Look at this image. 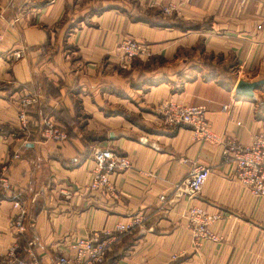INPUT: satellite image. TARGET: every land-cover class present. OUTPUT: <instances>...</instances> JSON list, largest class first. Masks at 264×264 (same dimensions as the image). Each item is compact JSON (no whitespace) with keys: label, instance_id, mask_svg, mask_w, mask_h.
I'll list each match as a JSON object with an SVG mask.
<instances>
[{"label":"crops","instance_id":"0c3cea01","mask_svg":"<svg viewBox=\"0 0 264 264\" xmlns=\"http://www.w3.org/2000/svg\"><path fill=\"white\" fill-rule=\"evenodd\" d=\"M124 38L151 56L122 68ZM262 79L264 0H0V168L12 186L0 191V264L26 260L29 241L42 263L55 264L75 238L136 214L142 226L118 236L104 264H264V198L235 179L220 145L203 144L188 126L167 128L158 113L165 101L203 107L215 135L250 145L264 133V89L251 102L234 88ZM28 95L37 103L22 129ZM43 118L67 141L39 137ZM95 149L131 162L111 175V194L86 189ZM199 164L210 169L200 194L177 197ZM64 189L70 201L60 200ZM16 201L27 211L23 235L12 226ZM191 206L222 214L212 228L220 242L193 244L183 218Z\"/></svg>","mask_w":264,"mask_h":264},{"label":"built area","instance_id":"2783aa9c","mask_svg":"<svg viewBox=\"0 0 264 264\" xmlns=\"http://www.w3.org/2000/svg\"><path fill=\"white\" fill-rule=\"evenodd\" d=\"M172 7L163 9L165 14H169ZM260 29V26H258ZM122 59V68H126L131 62L137 59L149 58L151 52L148 46L135 40L124 38L116 48ZM23 56L22 52L13 53V59L19 60ZM37 103L35 96H23L20 102L19 121L21 128L26 127V116L28 110ZM227 107H223L226 111ZM158 113L164 126L174 128L177 126L191 127L194 135L203 143L213 146H221V158L226 164H233L235 168V179L241 186L248 189L250 193L259 198H264V133L253 137L250 145H238L237 143L224 142L215 135L205 119L203 107L184 106L176 102L165 101L158 106ZM39 137L55 142H65L68 136L64 129L49 118L42 119V126ZM15 159L19 155H15ZM94 170L90 173L86 189L89 193H99L102 195L111 194L115 191L110 177L111 175L124 172L131 168V162L126 156L118 155L110 149H95L93 152ZM6 170L0 168V191L10 192L12 186L6 176ZM210 175V169L204 165L194 166L187 177L175 187L174 194L177 197L186 199L196 198ZM60 200L70 201L73 198L72 191L68 189L59 192ZM160 201L165 197L161 196ZM17 215L12 226L19 234H25L24 220L27 217L25 206L16 201L13 204ZM185 229L188 232L194 245L202 243L216 244L221 241L220 237L213 231V226L223 217L222 214H209L203 209L191 206L184 213ZM143 223L142 215H132L126 222L114 224L111 232L102 235L89 237H78L72 240L66 252L57 255L55 264H104L111 246L118 236L130 234L140 229ZM26 260H17L16 264H44L36 256L34 244L29 241L23 248ZM17 247L13 248L7 259L9 262L16 259Z\"/></svg>","mask_w":264,"mask_h":264},{"label":"water","instance_id":"95a60500","mask_svg":"<svg viewBox=\"0 0 264 264\" xmlns=\"http://www.w3.org/2000/svg\"><path fill=\"white\" fill-rule=\"evenodd\" d=\"M262 89H264V79L254 82L240 80L235 85L234 93L240 99L257 102L256 91Z\"/></svg>","mask_w":264,"mask_h":264},{"label":"rangeland","instance_id":"374dc122","mask_svg":"<svg viewBox=\"0 0 264 264\" xmlns=\"http://www.w3.org/2000/svg\"><path fill=\"white\" fill-rule=\"evenodd\" d=\"M19 52H22V51H19ZM23 53V52H22ZM24 54V53H23ZM12 60H16V59H13V57H12ZM178 127V126H177ZM175 128V127H174ZM65 131V130H64ZM66 132V131H65ZM67 134V133H66Z\"/></svg>","mask_w":264,"mask_h":264}]
</instances>
